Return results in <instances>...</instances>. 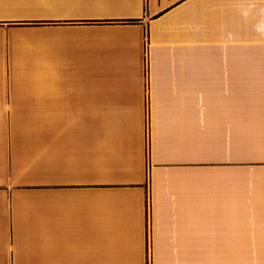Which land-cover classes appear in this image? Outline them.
<instances>
[{"label": "crops", "instance_id": "0c3cea01", "mask_svg": "<svg viewBox=\"0 0 264 264\" xmlns=\"http://www.w3.org/2000/svg\"><path fill=\"white\" fill-rule=\"evenodd\" d=\"M0 264H264V0H0Z\"/></svg>", "mask_w": 264, "mask_h": 264}]
</instances>
